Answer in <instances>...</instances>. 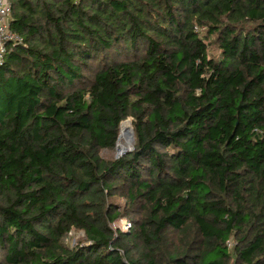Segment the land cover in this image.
I'll list each match as a JSON object with an SVG mask.
<instances>
[{
  "label": "trees",
  "instance_id": "16d2710c",
  "mask_svg": "<svg viewBox=\"0 0 264 264\" xmlns=\"http://www.w3.org/2000/svg\"><path fill=\"white\" fill-rule=\"evenodd\" d=\"M9 2L0 264H264V0Z\"/></svg>",
  "mask_w": 264,
  "mask_h": 264
},
{
  "label": "built area",
  "instance_id": "2783aa9c",
  "mask_svg": "<svg viewBox=\"0 0 264 264\" xmlns=\"http://www.w3.org/2000/svg\"><path fill=\"white\" fill-rule=\"evenodd\" d=\"M11 4L9 0H0V66L7 52L16 45H23L22 38L10 30ZM124 231H128L130 223L124 221Z\"/></svg>",
  "mask_w": 264,
  "mask_h": 264
},
{
  "label": "rangeland",
  "instance_id": "374dc122",
  "mask_svg": "<svg viewBox=\"0 0 264 264\" xmlns=\"http://www.w3.org/2000/svg\"><path fill=\"white\" fill-rule=\"evenodd\" d=\"M130 119L126 120L125 122L129 121ZM131 121V120H130ZM124 123V122H123ZM129 123V122H128ZM131 123H129V126H130ZM122 126H125V124H122ZM121 126V127H122ZM122 140V139H121ZM131 148V145L127 148L128 150ZM117 150L119 151L118 147H117ZM117 153V152H116ZM124 221H127L126 219L125 220H121V219H118L116 220L114 223L111 224V228L113 230H116V229H119L121 231L124 232V228H123V223ZM84 235L82 232H71L69 235H68V238L65 239V243H68V242H72V245H75V242L76 240L80 239V238H83ZM230 245V244H229Z\"/></svg>",
  "mask_w": 264,
  "mask_h": 264
},
{
  "label": "bare ground",
  "instance_id": "6f19581e",
  "mask_svg": "<svg viewBox=\"0 0 264 264\" xmlns=\"http://www.w3.org/2000/svg\"><path fill=\"white\" fill-rule=\"evenodd\" d=\"M125 126L120 125V141L117 143V147L119 149V152L127 149L130 145H132L130 143V139H129V124L128 123H124ZM122 139V140H121Z\"/></svg>",
  "mask_w": 264,
  "mask_h": 264
},
{
  "label": "water",
  "instance_id": "95a60500",
  "mask_svg": "<svg viewBox=\"0 0 264 264\" xmlns=\"http://www.w3.org/2000/svg\"><path fill=\"white\" fill-rule=\"evenodd\" d=\"M127 122H129L130 123V120L129 121H127ZM130 129V131H129V139H130V143L131 144H133V142H134V138H133V132H132V128H131V124H130V127H129ZM119 137V136H118ZM132 151V145H131V148L128 150V149H124V150H122V151H118L117 150V153H116V156L117 157H119L120 155H122V154H125V153H127V152H131Z\"/></svg>",
  "mask_w": 264,
  "mask_h": 264
}]
</instances>
